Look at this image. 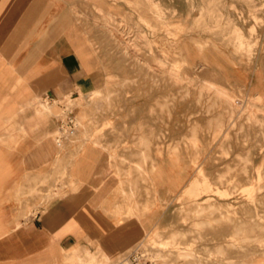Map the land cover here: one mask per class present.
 <instances>
[{
    "label": "rangeland",
    "instance_id": "1",
    "mask_svg": "<svg viewBox=\"0 0 264 264\" xmlns=\"http://www.w3.org/2000/svg\"><path fill=\"white\" fill-rule=\"evenodd\" d=\"M110 1L72 8L97 33L86 42L103 85L28 105L56 115L71 103L76 124L60 150L70 144L69 162L87 144L105 152L116 198L128 203L116 213L158 209L143 240L158 259H264V0ZM117 255L72 248L64 259L109 264Z\"/></svg>",
    "mask_w": 264,
    "mask_h": 264
},
{
    "label": "crops",
    "instance_id": "2",
    "mask_svg": "<svg viewBox=\"0 0 264 264\" xmlns=\"http://www.w3.org/2000/svg\"><path fill=\"white\" fill-rule=\"evenodd\" d=\"M94 2L0 0V264H69L72 248L112 257L143 241L160 215L156 208L140 217L126 207L116 213L128 203L116 198L105 152L87 144L69 162L70 144L60 150L55 142L56 116L28 105L103 85L99 54L86 42L97 33L72 12Z\"/></svg>",
    "mask_w": 264,
    "mask_h": 264
},
{
    "label": "built area",
    "instance_id": "3",
    "mask_svg": "<svg viewBox=\"0 0 264 264\" xmlns=\"http://www.w3.org/2000/svg\"><path fill=\"white\" fill-rule=\"evenodd\" d=\"M53 97L50 95L41 96L44 102H52ZM59 111L55 115L57 118V128L55 133L56 145L61 146L62 143L69 137L71 131L76 124L75 116L71 103L63 101L59 103ZM109 264H170L163 259H158L152 246L146 241H138L127 251L117 255Z\"/></svg>",
    "mask_w": 264,
    "mask_h": 264
},
{
    "label": "bare ground",
    "instance_id": "4",
    "mask_svg": "<svg viewBox=\"0 0 264 264\" xmlns=\"http://www.w3.org/2000/svg\"><path fill=\"white\" fill-rule=\"evenodd\" d=\"M218 91V90H217ZM52 111V110H51ZM246 174V173H245Z\"/></svg>",
    "mask_w": 264,
    "mask_h": 264
}]
</instances>
